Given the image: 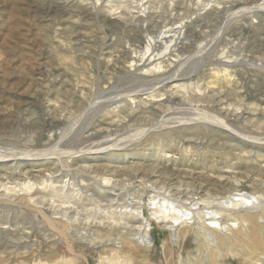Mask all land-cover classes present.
<instances>
[{
  "label": "rangeland",
  "instance_id": "1",
  "mask_svg": "<svg viewBox=\"0 0 264 264\" xmlns=\"http://www.w3.org/2000/svg\"><path fill=\"white\" fill-rule=\"evenodd\" d=\"M214 1L216 0H203L200 8L214 4L221 12L202 17V22L190 25L187 38L185 37L184 44L180 45L184 64L176 67L172 65L170 68L172 71H168L166 76L173 78L165 82V87L154 91L146 79L130 76L129 72L134 71L133 68L130 71V68L127 69L130 60L133 56L144 54L149 39L153 36L159 37L160 33L171 26V23L176 26L194 17L193 10L199 8L194 4L193 6L191 0H0V142L23 143L22 138L35 136L40 138L37 147L50 146L55 141H47L45 130L48 123L61 120L60 128L68 134L66 140L59 144V149L74 150L80 145L84 147L89 143H100L101 146L106 147L87 151L84 155L85 159L81 160L82 165L91 162L103 169H118L132 175L137 171L148 176L151 174L154 179L151 178L149 183L160 184L163 181L171 183V189L166 192L170 191V194H174L178 189H186L184 186L179 188L180 179L190 182L189 184L202 185L204 187L202 194L209 191L223 193L226 189L223 184L228 181L232 184L231 196L240 193L262 199L264 140L259 142L242 140L239 136L219 132L204 121H189L203 117L204 112H210L225 116L224 118L231 121L230 123L239 130H248L247 133L264 137V112L259 109L260 106L257 107L259 101H264V69L246 62H239L240 64L236 63L228 68L218 65L226 40H230L228 47L232 49L234 58L245 54L256 58L257 64L264 61V11H261L260 19H252L255 25L242 20L244 17H239L242 14L249 15L253 7L262 4L264 0H217L221 1L220 5ZM124 12L127 14L122 15L125 14ZM197 13L204 11L198 10ZM202 43L208 45V52L201 56L198 48ZM170 58L176 60L174 57ZM140 65L138 74L143 75L147 68L143 67V63ZM227 69L231 71L227 72ZM215 70L217 73H214ZM175 74L178 75L174 76ZM200 88L204 91L208 90L206 93L208 96L203 95L204 91H200ZM137 90H140L137 92L140 99L134 102L131 97ZM100 92H102L101 96ZM196 94L199 96L197 97ZM185 96L189 97L186 99ZM202 96H205V101L200 100ZM192 97L196 98L192 101ZM171 100H174L173 104L169 102ZM92 102H99L100 107L92 112L86 111L87 106ZM85 104L87 105L84 106ZM169 105L170 108L174 107L177 110L170 120L167 119L162 123L184 119L187 122L182 124L187 128L183 125L175 128L174 123L169 125L172 130H157L161 124L160 113L162 114ZM235 108L238 109L233 111ZM68 118L70 120H67ZM147 131L149 133L141 141L135 138ZM81 132L82 139H78V134ZM105 132L108 133L107 136ZM89 135L93 136L89 137ZM114 144L119 146H113ZM42 157H38L40 162L34 164V169H40L41 166L43 173L47 174L46 170L60 167L57 162L49 159L44 161L40 159ZM8 166L9 164L0 167V176L8 171ZM27 166V164L21 165L23 173L29 168ZM19 171L20 169L16 168L15 173ZM81 175L84 178L86 176L84 173H77L76 177H80L81 180ZM124 177L125 175H122L116 179L120 183L125 179ZM42 179L43 176L38 178L39 183ZM63 179L66 181L69 177ZM1 181L0 179V184ZM90 182L93 183L91 180ZM94 187L97 190L95 184ZM193 189L189 191H194ZM2 190L3 188L0 187V191ZM122 193L119 196L120 203H114L115 207L112 206L110 210L120 211L126 207L127 211L133 212L131 207L140 199L136 194L131 193L132 196L125 194V197ZM108 194L112 197L117 195L115 191L109 190ZM151 194H148V197L143 195L140 200L143 207L145 206L148 218H154L148 208L158 201L150 200ZM107 198L109 200V197ZM107 198L105 197L106 200ZM195 199L197 201V196ZM72 202L76 203L77 200L74 199ZM73 203L68 204L72 206ZM103 203V206H107V203ZM79 204L85 209L95 208L93 201L84 198ZM213 205L200 201L198 206L206 213L214 209ZM22 206L23 204L17 206L0 204V264H264V208L262 218L258 217L255 221H236V218L232 217V221H228L233 224L231 230H228L229 233H218V241H213V244L193 234L196 230L194 226L191 228L189 219L187 225L178 226V235L175 233L173 235L167 228L173 221L170 217L166 222L159 220L152 222L151 225L148 222L146 224L150 229L152 241L151 246L145 247L136 242H133L134 245L130 243L131 246L119 231L104 227L107 225L102 224L103 227L97 228L94 224L100 222V218L94 219L96 222L88 227L86 225L88 219L84 217H81L76 225L79 229L81 225L80 231L85 234L83 242L72 243L67 236L61 234L59 236L62 241L54 245L49 244L55 240V237L49 238L48 234H58L65 228L59 216H55L57 219L54 220L57 224L54 226L43 219L42 215L40 223L34 216V211H25ZM176 208L185 210V207ZM102 210L98 212L100 215L101 212L103 214L104 210ZM177 210L174 212L177 213ZM208 216L207 214L206 217ZM184 218L188 217L183 216L182 220ZM103 221L107 222V220ZM92 228L95 231H92ZM28 234L31 238H27ZM117 234L127 243L123 249L114 250L110 246L94 244L96 241L111 244L112 241L110 242L109 239L113 240V237L116 239ZM175 236L179 237L176 239ZM10 243L14 245L11 246ZM30 243L32 246L29 247Z\"/></svg>",
  "mask_w": 264,
  "mask_h": 264
},
{
  "label": "bare ground",
  "instance_id": "2",
  "mask_svg": "<svg viewBox=\"0 0 264 264\" xmlns=\"http://www.w3.org/2000/svg\"><path fill=\"white\" fill-rule=\"evenodd\" d=\"M191 1H192V5L194 4L197 8H199L198 10H203L204 13H197L198 10H193L194 11V17L190 18L188 21L181 22L180 24H178V22H177L178 25H176V26H175L174 23H171V26L169 28H167L164 32L160 33L161 34L160 36L157 35L159 37L153 36V37H151L149 39V41L147 43V46L145 45V47H147V49H146V51H144L145 52L144 54H141L140 56H138V55L137 56H133L131 58V60H130V64H129L127 69L130 68L129 71L134 69V71H130L129 73L131 75L130 74L129 75L130 76H137V77L140 76V78L142 77V78L146 79V81H148L152 85V87H150V88L151 89L154 88V91L155 90H159L162 87H165L166 86L165 82L168 79L173 78V76H166L168 71H170V68L172 67V65L176 67V66H182L184 64V59L182 58V53H181V51H182L181 50V46L184 44L183 40L186 37L187 31L190 28V25H196L198 22H200L202 20L201 19L202 17H208L212 13L216 14V12L217 13L221 12V10H219L214 4H208V6H204V7L200 8L201 7V2H203V0H198V1L196 0L195 3H194V0H191ZM214 2L218 3V5L222 4L221 1L219 2V1L216 0ZM262 10L264 11V2L262 4H260V5H258V6L253 7V9H252V11L250 12L249 15L243 16V14H242L239 17H241V18L244 17L242 20H245V21H248V22H252V25H255L252 19L253 18L260 19ZM124 13L125 14H122V15H126L127 14L126 12H124ZM123 18H125V17H123ZM140 19H142V18H140ZM150 20H152V19H150ZM172 20H174V19H172ZM165 23H166V21H165ZM229 44H230V40L229 41L226 40V44H225L226 46H224L223 51L221 53V56L219 58V63L220 64L217 63L219 66H223V67H227L228 68V67H233L236 63L246 62V63H248L250 65H253V66L257 67V68H263L264 69V61H261V62H259L257 64L256 63V61H257L256 58H253L252 56L245 55V54H240L239 57H235L234 58L233 55H232V52H233L232 49L230 47H228ZM132 47H134V46H132ZM233 49H234V46H233ZM139 50H141V49H139ZM219 50H220V48H219ZM198 51L200 52V55L202 56L203 54L208 52V45L207 44H203V43L200 44L199 48H198ZM131 55H133V52H131ZM170 57H174V59H176V60H171ZM108 60H109V58H108ZM146 62H147V64H146ZM114 63H115V61H114ZM141 63H143V65H144L143 67L147 68L144 71L143 75H139L140 73L138 74V70L141 68V67H139V65ZM122 64H123V62H122ZM212 68H213V66H212ZM224 69L226 70V68H224ZM235 70H236V68H235ZM116 71H118V70H116ZM212 71H214V70H212ZM230 71H228V69H227V72H230ZM127 72H128V70H127ZM210 72H211V69H210ZM112 73H114V72H112ZM214 73H217V71L214 72ZM221 73H222V70H221ZM117 74H119V72ZM236 74H238V73H236ZM172 75H173V73H172ZM176 75H178V74H175L174 76H176ZM223 75H224V73H223ZM238 75H240V74H238ZM132 78H134V77H132ZM220 78H221V75H220ZM110 80H111V78H110ZM223 81H224V79H223ZM172 83H174V82H172ZM237 83L239 84V82H237ZM105 85L106 84H104V86ZM137 87H139V86H137ZM143 87H145V86H143ZM197 88H199V87H197ZM144 90L146 91V89H143V91ZM196 90H199V89H196ZM201 90H203V89L200 88V91ZM139 91L140 90H137L135 93L133 92L134 93L133 97L129 96V97H131V99L134 102L136 100L140 99L139 95L137 94V92H139ZM191 91H193V90H191ZM207 91H204L203 95H206ZM232 91L234 92V90H231V92ZM101 93L102 92H100V94H99L100 96H101ZM191 93H193V92H191ZM191 93H189V94H191ZM196 95H197V97L199 96L198 94H196ZM200 95H202V93H200ZM206 96H208V95H206ZM243 96H245V95L243 94ZM186 97H189V96H185V98ZM235 97H237V96H235ZM98 98H100V97H98ZM185 98H184V100H185ZM194 98H196V97H194ZM194 98L192 97V101L194 100ZM197 99L199 100V98H197ZM203 99L205 101V96H202L200 100L203 101ZM93 100H95V99H93ZM148 100H147V102H148ZM173 101L171 100L169 102L173 104ZM178 101H179V98H178ZM208 101H209V99H208ZM137 102H139V101H137ZM211 102H212V100H211ZM124 103H125V101H124ZM87 104H85L84 106H86ZM144 104H146V103H144ZM172 104H170V105H172ZM175 104H176V102H175ZM105 105H106V102H105ZM170 105L168 107L166 106L167 108L162 114L160 113L159 123H161V124H159V126L157 127V130H161V131L164 130V129L167 130V131L168 130H172V129H170L171 126L169 127V125L175 123L174 127L177 128V127L183 125L182 123L187 122V120L183 119V120H177V121H173V122L162 123V121H165L167 119L170 120L172 118L171 116L177 110V108H174V107L170 108ZM259 106L260 107H262V106L264 107V101H259L258 104H257V107H259ZM98 107H100V103L99 102H92L90 105L87 106L86 111L92 112L93 110H96ZM260 107H259V109L262 112H264V108L261 109ZM126 108H128V107H126ZM134 108H135V106H134ZM189 108H191V107H189ZM205 108H207V107H205ZM244 108H246V106ZM129 109H131V108L129 107ZM237 109L238 108H235L233 111H235ZM115 110H116V108H115ZM226 110H228V109H226ZM241 110H242V108H241ZM153 111H155V110H153ZM191 111H193V110H191ZM109 112H111V111H109ZM129 112L131 113L130 110H129ZM142 112H144V111H141V113ZM212 112L216 113V111H213V110H212ZM116 113H117V111H116ZM144 113H146V112H144ZM147 113H150V112H147ZM250 113L251 112H249V114ZM136 114H137V112H136ZM150 114H152V113H150ZM194 114L196 115V113H194ZM146 115L148 116V114H146ZM238 116H239V114H238ZM224 117H222L219 114H213V113L211 114L210 112H207V113L204 112L203 117H198L196 119H190L189 121H195V122L204 121V122H206V124L210 125L211 128H213V129L216 128L217 131L225 133V134H229L231 136H234V135L239 136L240 138H242V140H252L254 142L255 141L259 142L261 140H264V137L259 135V134L247 133L248 130L244 131L242 129L243 130L242 131V130L237 129L233 124H231L232 123L231 121H230L231 122L230 123L227 120V118H224ZM145 118H147V117L145 116ZM148 119H150V117ZM67 120H70V119L68 118ZM60 121L58 120L56 122L53 121L50 124L48 123V127L45 130L46 131L45 133H46L47 141H49V142L55 141L50 146H46L45 145L46 147H37L36 145L39 143L40 138L35 137V136H28L26 138H22V140L24 141L23 143L22 142H16V143H11V142L10 143H2V142H0V167L3 166V165L9 164V166L7 167L8 171H6V173L3 176H0V179L2 180L1 184H0V187L3 188V190L0 191V204H4L6 206L7 205L8 206H17V204H23L22 207L24 208L25 211H29V212L34 211V216L36 217L38 222L41 221V219H42L41 215H42L43 219H45L52 226H54V224H57L56 221L54 220V219H57V218H55V216H59L58 218H60V221L63 223L62 225H64L65 228L62 226L64 229H62V231L60 230L61 232L58 233V234H55V233H51L50 235L48 234L47 237H49V238L50 237H55V240L53 242L49 243V244L54 245L57 242L62 241L61 237L59 236L61 234H62V236H67V238H69V241L72 242V243H77L78 241H82V239L84 238L85 234L83 235V233L80 231V229H82L80 224H79L80 225V229L76 226L77 223H79L81 217H84V218L88 219V222L86 223V225H88V227L91 224H94V221H95L94 219H99L100 218V222L94 224V226H96L97 228L103 227V225H107V226H104V227H107L108 229H111L112 231H117V232L119 231V233L122 234V237L125 236V238H126L125 240H127L129 242V244L130 243L133 244V242H136V243H140L141 245H143L145 247L151 246V241H152L151 237H150L151 235L149 234L150 229L147 228V224L146 223L149 222V224L151 225L152 222H154V221H158L159 222V220H160V222H166L167 221L166 219L168 217H170L173 220L172 222L169 221L171 223H170V225L167 226V228H169V230L173 233V235H174V233H175V235H178V233H177V229L179 230L178 226L179 225H182V226L183 225H187L188 224V220L187 219H189V220H191V224H192L191 228L194 226L195 230H196L193 234H195L196 237H198L199 239L201 238L203 240H207L208 242H212V244H213V241H215V242L218 241V238H217V234L218 233H220V232L222 234H225L226 232L229 233V231L231 230V226L233 224L232 223H228V221H230V220L232 221V219H233L232 217L236 218V221L241 220L243 222L244 221H255V219H257L258 217L262 218V215H263L262 209L264 208V196L262 197V199L257 198V196H248L246 194H240V193L239 194H233V196H231L232 195L231 194V191H232L231 190V185L232 184H229L228 181L225 182L224 184L222 182V184L224 185L223 187L226 188L223 193H214V191L211 192V191L208 190L209 192L207 191L208 193H205L206 194L205 195V194L201 193V191L204 189V187H202V185L199 186V185H197L198 183L197 184H195V183L189 184L190 183L189 180H187L189 182V183H187L183 179H180L179 180V188L184 186L186 189H183V190L178 189V191L175 192L174 194H170V191H168V193H166V192H167L168 189H171V187H172L171 183L169 184V182H164L163 180H162L163 182H161L160 184L149 183V180H151V178H153L152 177L153 175H151V174H150V176H148V175L143 174L142 172L137 171V172H134V174L132 175L129 172H122V171H120L118 169H116V170L103 169V168H100L97 165H94V163L91 164V162H90V164L82 165L81 164V160L85 159L84 155L86 154L87 151L101 150V149L106 148V147L105 146L104 147L101 146L100 143H97V144L96 143H94V144L89 143L88 145H86L84 147H81V145H80L79 148H74V150H72L73 148L72 149H70V148H68V149L61 148V149H59V144L61 142H63L64 140H66V136L68 134L67 132L66 133L63 132V129L60 128V126L62 124V122H60ZM112 122L114 123V121H112ZM75 124H73V127H74ZM126 124H128V122ZM199 124L200 123H198V125ZM183 126H185V125H183ZM200 126H201V124H200ZM185 127L187 128V126H185ZM114 129H116V128H114ZM188 129H189V127H188ZM69 131H71V130H69ZM107 132H105L106 136L108 135ZM111 132H113V131H111ZM184 132L186 134V131H184ZM148 133H149V131H147V132H145L143 134H140L138 137H135V138H137L138 141H141V139H143ZM182 134H184V133L182 132ZM182 134H180V135H182ZM42 135H43V132L41 133V136ZM92 136L93 135H89V137H92ZM185 136H187V135H185ZM79 138L82 139V132L78 134V139ZM83 141H85V140H83ZM113 146H119V145L114 144ZM177 146H179V145H177ZM242 152H244V151H242ZM242 152H241V154H242ZM40 156H43L40 159H43L44 161L49 159V160H53V162H57L60 165V167L59 168H55V169H53V168L51 169L50 168V170H46L47 172H45V173H47V174L43 173L44 170H42L41 166H40V169H34L33 168V167H35L34 164H36L37 162H40V161H38L39 160L38 157H40ZM19 157H21V158H19ZM9 158H10V161H8ZM22 164H27L29 166V168L27 170H24L25 171L24 173L22 172L23 169H21V165ZM16 168L20 169L19 173H15ZM25 169H26V167H25ZM155 170H156V168H155ZM77 173H82V174L84 173L86 176L84 178L81 175V180H79L80 177L79 178L76 177ZM184 173H185V171H184ZM122 175H125V177H124L125 179H122V181L119 183L116 178L119 177V176L122 177ZM41 176H43V179L39 183L40 180H38V178L41 177ZM67 177H69V179L68 180L66 179V181H63V180H65L63 178H67ZM190 177H191V175H190ZM180 178H181V176H180ZM69 180H70V182H69ZM90 180L93 181V183L90 182ZM138 181H140V182H138ZM209 181H211V180H209ZM174 182H175V180H174ZM94 184L97 187V190L94 187ZM135 184L137 186H135ZM8 185H11V186H8ZM223 187H222V189H223ZM188 188L189 189L194 188L193 189L194 191H189ZM98 189H100V190H98ZM108 190L109 191H115L117 195H115V197H112L111 195L108 194ZM156 190L163 191V192H158ZM213 190H215V189H213ZM122 192L124 193V195L125 194H131V193L136 194L140 200L142 199L143 195L147 196L148 194L150 195V193H152L151 194L152 196L150 197V200H153V201H157L158 200L157 202L152 203L153 205L150 208H148L151 211L150 212L151 216H153L154 218H148L146 216V211L144 209L145 206L143 207V203L140 202L139 199H138L139 202L136 201L137 203H135L134 206L131 207L130 203L125 200L126 195H125V197L123 196V198H124V200L127 203H129L128 205L132 208L133 212L127 211L128 209L125 207L127 205H124V207H125L124 210L123 209L120 210V208H119L120 211H118V210H110V208L112 206L115 207L114 205L117 202L120 203L119 200L121 198L119 196L121 195ZM212 194L214 196H212ZM130 196H132V194ZM195 196H197V201H195L196 200ZM105 197L106 198L109 197V200H108V198L106 200ZM82 198H84L85 200L93 201L95 208L94 209H92V208L91 209L82 208L80 206L81 203L79 204V202H80V200ZM74 199L77 200L76 203L72 202ZM198 199H199V201H198ZM121 201H123V200H121ZM125 201H123V202H125ZM200 201L201 202L202 201L206 202L207 204H214L213 207H212L214 209H212L211 212H206V213L203 212L202 210H200V206H198L200 204ZM103 202L107 203V206L106 205L103 206V204H104ZM161 202H162V204H160ZM68 203L69 204L73 203V205L70 206ZM65 204H68V205L66 206ZM122 205H123V203H122ZM168 205H170V206H168ZM176 207H180V208L181 207H185V210L183 211V210L180 209L181 210L180 211V210H177ZM101 209H103L104 211L102 210L103 214L101 212V215H100L98 212ZM176 210L178 211L177 213L174 212ZM253 212H255V214H252V215L249 214V213H253ZM18 214H19V211H18ZM207 214L209 215L208 217H206ZM7 216H8V214H7ZM183 216L184 217L187 216L188 218H184V220H182ZM11 220H13V219H11ZM37 220L36 221L34 220V222H37ZM103 220H105V221L107 220V222L105 223ZM180 220H182V221H180ZM207 220H209V222H207ZM22 221H24V220H22ZM222 224H224V226H222ZM5 225H7V224L5 223ZM246 227H248V226H246ZM253 230H254V228H253ZM92 231H95V230H93V228H92ZM92 231H91V233H92ZM44 232H45V228H44ZM88 232H89V230H88ZM97 232H99V231H97ZM103 232H106V231H103ZM239 232H241V231L239 230ZM243 232H245V231H243ZM247 232H249V231H247ZM5 233H8V232H5ZM48 233H50V232H48ZM238 233H237V235H238ZM249 233H251V231ZM92 234H91V236H92ZM95 234H97V233H95ZM45 235H47V234H45ZM88 235H90V233ZM106 235H108V234L106 233ZM187 235L189 236L191 234H187ZM26 236H27V238H31L29 234L26 235ZM26 236H24V237H26ZM132 236H134V238H132ZM179 236H175L176 239ZM17 237H18V235H17ZM107 237L109 238V236H107ZM226 237L228 238V236H226ZM37 239H38V237H37ZM109 240H110V242L112 241L111 244L105 243L103 241H96L94 244H102V246H106V247L110 246V247H113L114 250H119V249H123V247L125 246V243H126V241L124 242V238L121 239V237H119V235L117 236L116 239H114V237H113V240H111V239H109ZM236 240H237V238H236ZM222 241H223V239H222ZM19 242H22V241H19ZM26 242H27V239H26ZM29 242H31V241H29ZM89 243L91 245H93L91 242H89ZM10 245H11V243H10ZM12 245H14V244H12ZM26 245H24V246L27 247L28 245L27 246ZM38 245H40V242H38ZM210 245H211V243H210ZM30 246H32V243H30L29 247ZM35 246H37V245H35ZM99 247H101V246L99 245ZM54 248H55V246H54Z\"/></svg>",
  "mask_w": 264,
  "mask_h": 264
}]
</instances>
